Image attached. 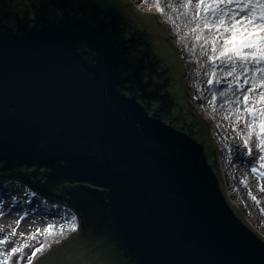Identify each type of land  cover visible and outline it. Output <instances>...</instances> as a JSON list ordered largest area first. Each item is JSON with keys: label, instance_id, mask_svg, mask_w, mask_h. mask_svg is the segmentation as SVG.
Segmentation results:
<instances>
[{"label": "water", "instance_id": "obj_1", "mask_svg": "<svg viewBox=\"0 0 264 264\" xmlns=\"http://www.w3.org/2000/svg\"><path fill=\"white\" fill-rule=\"evenodd\" d=\"M185 75L129 0H0V183L79 223L34 264H264Z\"/></svg>", "mask_w": 264, "mask_h": 264}, {"label": "rangeland", "instance_id": "obj_2", "mask_svg": "<svg viewBox=\"0 0 264 264\" xmlns=\"http://www.w3.org/2000/svg\"><path fill=\"white\" fill-rule=\"evenodd\" d=\"M131 1L155 11L159 21L178 47L186 67L190 105L192 110L201 114L200 117L207 120L211 126L213 138L218 144L221 172L230 200L240 208L248 224L264 237V190H262L264 189V167L261 166L264 164V160H261L264 152L257 147L259 140L256 133L259 129L253 127L250 132L248 128L251 117L243 111L242 100L243 92L250 86V83L245 84L243 81L245 78L251 81L253 75L251 69L254 66L249 65V71L241 75L243 69L238 63L235 75L240 76V79L236 80L228 75L230 67L224 59L211 60L210 57L213 55L211 43L205 41H211L216 37L219 46L222 40L214 31H191L192 28L202 29V24L193 19L194 7L182 6L184 0H158L162 11L157 10L156 0ZM192 3L195 4V0H192ZM167 6L172 8L175 6V9L171 10ZM198 35L201 37L199 40L196 38ZM256 75L258 76L259 73ZM210 79L211 84L208 83ZM258 94L259 89L252 96L255 98ZM238 98H240L239 103H235ZM212 101H218L216 103L220 110L217 112L212 106V104L215 106ZM256 107L259 108L260 105L257 104ZM246 140L247 146L245 145ZM234 156L238 162H233ZM253 168L256 169L255 172L252 171ZM7 182L17 184L23 193L17 194L16 198L13 197L10 200V207L20 208V211H17L18 217H16L20 220L19 224L16 223L15 217L10 222L9 219L4 220L0 215L1 223L14 225L12 229L0 227V233L4 234L8 241L2 245L5 251L0 254V264H3L5 258H8L9 264H18V262L29 264L28 257L32 255V251L44 244V249L31 260L32 264L37 257L45 253L46 247L69 238L72 233L70 224L74 223L72 220L74 215L70 213L69 208L60 203H54L26 191L20 181L9 180ZM0 197L4 202L7 201L5 198L7 194ZM40 206L48 209L43 216L37 214L39 213L37 208ZM37 217L46 219L54 225L51 235L44 232L36 220ZM29 222L35 225H27ZM62 225L63 228H61ZM37 229L40 231L37 232ZM13 248H19L21 251L9 257L8 254Z\"/></svg>", "mask_w": 264, "mask_h": 264}, {"label": "snow or ice", "instance_id": "obj_3", "mask_svg": "<svg viewBox=\"0 0 264 264\" xmlns=\"http://www.w3.org/2000/svg\"><path fill=\"white\" fill-rule=\"evenodd\" d=\"M155 6L158 11H162L158 0H156ZM182 6L185 8L194 7L193 19L202 24V29L192 28L191 31H214L222 40V44L219 46L216 37L205 42L211 43L213 53L210 57L211 60L224 59L229 64V76H233L236 80L240 79V76L235 75L238 63L243 69L241 75L249 71V65L254 66L251 69L253 73L251 81L249 82L247 78L243 81L245 84L250 83V86L242 94L243 111L251 117V121L248 123L250 132L253 127L259 129L256 133L259 140L257 147L261 152H264V0H195V4L192 3V0H184ZM196 38L201 39L199 35ZM256 73L259 75L257 76ZM208 83L211 84L212 80L210 79ZM258 89V97L254 98L252 94L256 93ZM239 101L240 98L235 103H239ZM257 104L260 105L259 108L256 107ZM245 145L247 146V140ZM261 160H264V156L261 157ZM261 166L264 167V164ZM252 171L255 172L256 169L253 168ZM72 220L75 221L76 217L74 216ZM16 223L19 224L20 220H17ZM70 227L73 231L77 228L74 223L70 224ZM53 228L54 225L49 224L44 232L51 235ZM39 231L37 229V232ZM7 242V239H0V244ZM44 247L45 245L41 244L39 248L32 251V255L28 257L29 264ZM20 251L19 248H13L8 256ZM3 264H9L8 258H5Z\"/></svg>", "mask_w": 264, "mask_h": 264}, {"label": "bare ground", "instance_id": "obj_4", "mask_svg": "<svg viewBox=\"0 0 264 264\" xmlns=\"http://www.w3.org/2000/svg\"><path fill=\"white\" fill-rule=\"evenodd\" d=\"M168 8L171 9V10H173V8L175 9V6H173V8L169 6ZM218 101H219V99H218ZM218 101H216V102H218ZM216 102L212 101V103L215 104V106L213 104H212V106L216 109V112H217V110H220V109H219V107H218V105H217ZM233 162H238L237 159H236V156H234ZM21 193H23V192L21 191L20 187L17 184H15L14 182H7L5 184H2V183L0 184V196H3L4 197V195L7 194V197H5L7 199L6 202H4L3 199H1V197H0V213H2L1 217L4 220H6V219L8 220L9 219L10 222H11V220H13L14 217H15V219H16V217H18L17 216V211L18 210L20 211V208L19 207H16V208L15 207H10V204H11L10 200L13 197L16 198L17 197V194H21ZM37 209L39 211V213H37V214H39L38 216H41V215L43 216V215H45L48 212V209L47 208H44L42 206H40V208H37ZM70 213H72V212H70ZM72 215H73V213H72ZM36 220H38V222L40 223V226H41V228L43 230L49 224H52L50 221L47 222L46 219H42L40 217H37ZM16 221H17V219H16ZM6 222H8V221H6ZM27 225L34 226L35 224L29 222V223H27ZM0 227H5V228H8L9 229L11 227L14 228V225H12V224H6L5 225V224H3V223L0 222ZM5 238L6 237L4 236V234L0 233V239H5ZM2 245L3 244H0V254L3 251H5V249L2 247Z\"/></svg>", "mask_w": 264, "mask_h": 264}]
</instances>
